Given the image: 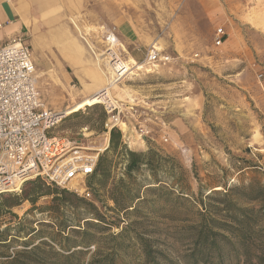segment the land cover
Masks as SVG:
<instances>
[{
	"label": "rangeland",
	"instance_id": "374dc122",
	"mask_svg": "<svg viewBox=\"0 0 264 264\" xmlns=\"http://www.w3.org/2000/svg\"><path fill=\"white\" fill-rule=\"evenodd\" d=\"M84 2L76 35L83 44L86 68L97 66L106 82L110 74L106 36L110 33L119 36L125 50L138 59L154 44L178 57L149 73L133 69L112 91L124 103L136 100L138 111L147 113L155 130L147 139L139 136L134 120L127 125L128 131L122 125L126 149L155 151L161 167L156 175L145 165L128 174L117 148L108 153L105 178L84 179L90 197L67 190L94 204L105 217L99 228L89 227L93 235L89 245L81 243L89 236L83 240L80 233L61 228L91 217L87 204L71 207L66 203L54 213L55 194L33 204L26 197L44 189L48 184L43 180L26 183L17 194L0 195V264H196L192 237L197 211L223 219L228 197L235 208H254L259 227L264 226V0H232L229 21L221 23L203 18L198 0ZM219 27L226 35L216 45ZM31 48L38 85L51 97L50 106L62 109L63 97L54 80L58 70L42 50ZM122 52L127 60L128 54ZM45 61L47 73L41 75L44 66L39 63ZM72 84L81 86L76 79ZM88 98L71 107L75 110L55 132L102 148L109 136L104 127L107 114L100 102L89 104ZM164 126L168 142L160 137ZM109 142L110 137L108 146ZM115 185L129 189L119 196L132 200L126 213L113 209ZM172 188L178 191L171 193ZM253 189L261 190L262 200L248 199ZM215 191L229 196L213 195ZM80 223L81 230L87 228ZM32 229L39 232L28 235ZM36 245L41 247L33 249Z\"/></svg>",
	"mask_w": 264,
	"mask_h": 264
},
{
	"label": "built area",
	"instance_id": "2783aa9c",
	"mask_svg": "<svg viewBox=\"0 0 264 264\" xmlns=\"http://www.w3.org/2000/svg\"><path fill=\"white\" fill-rule=\"evenodd\" d=\"M224 34L222 27L217 29L216 45H221ZM106 41L110 44L106 49L110 79L106 88L95 94L103 98L98 104L107 114L106 133L110 137L113 128L121 129L135 121L139 136L152 139L155 130L147 113L138 111L136 100L124 103L112 91L133 69L149 73L153 67L173 63L178 57L153 46L142 61L129 64L118 50L115 34H108ZM66 116L42 101L33 52L25 39L16 36L0 46V194L20 191L27 181L41 178L85 198L91 196L84 179L94 173L108 143L102 148L92 147L57 135L55 129ZM168 136L166 127H162L161 139L168 142Z\"/></svg>",
	"mask_w": 264,
	"mask_h": 264
},
{
	"label": "crops",
	"instance_id": "0c3cea01",
	"mask_svg": "<svg viewBox=\"0 0 264 264\" xmlns=\"http://www.w3.org/2000/svg\"><path fill=\"white\" fill-rule=\"evenodd\" d=\"M198 1V11L206 20L214 23L229 21L227 10L232 7L230 4L232 0H224V3L220 0ZM83 4L85 5L84 0H0V46L13 37L22 36L30 47L32 45L43 51L49 63L58 70L59 75L54 80L63 97L60 98V102L63 99V108L56 109L50 106L51 97L38 85L42 101L46 107L54 111L65 113L70 110L67 115L71 114V110H75L71 108L74 104L85 97L95 95L107 85L110 79L109 75L107 82L102 79L97 66L96 69L95 67L86 68L83 44L75 31V27H78L76 21L81 20L82 9H85ZM225 35L226 32L222 38L223 41ZM115 36L118 40V50L121 53L123 50L126 51L128 61L140 62L144 59H138L127 49L125 50L119 36ZM26 37L30 38L29 42ZM154 46L156 47L155 44ZM165 52L168 53V51ZM33 60L37 70L34 55ZM49 63L47 61L39 63L44 66L41 75L47 73ZM74 79L79 81L80 88L72 84ZM98 80L99 84L95 85ZM124 126L127 129V125Z\"/></svg>",
	"mask_w": 264,
	"mask_h": 264
},
{
	"label": "trees",
	"instance_id": "16d2710c",
	"mask_svg": "<svg viewBox=\"0 0 264 264\" xmlns=\"http://www.w3.org/2000/svg\"><path fill=\"white\" fill-rule=\"evenodd\" d=\"M124 144L126 145L125 141L122 140V133L120 129L113 128L110 131L109 146L108 148H106V151L103 154H100L97 167L94 173L90 175L91 179H96L98 177L100 178L101 176H103L104 178L106 177L108 170V153L111 150L117 148H120L121 154L124 155L126 162V171L128 174H133L134 172L139 171L145 165L146 167L151 169L153 175H156L157 170L161 167V163L159 162L158 154L155 151L148 150L147 152H135L127 150ZM174 175H179V173L175 172ZM42 180L43 179L41 178H36L33 180H29L26 183L29 182V184L34 185L39 184V182H46L45 180ZM155 183L158 184L160 183V181ZM47 184L48 185L44 189L39 188L33 195H27L26 199H29L33 204H35L40 197L55 194L57 195V197H54L53 199L56 203V208L53 209L54 213H57L59 208H62V206H64L66 203L71 204V207H77L78 203L87 204L89 207H91V217H85L80 221L86 225V229L81 230L82 226L79 221L77 224H68L62 226L61 228L69 229L70 231L80 233L82 235L83 240L86 236H89V239H85L81 242L83 245H89L93 239V235L92 233H90L89 227L92 226L95 228H99L101 223H105V217L101 214V212L97 209L94 204L87 203L84 199L77 198L72 193L68 192L65 189H60L56 185L49 183ZM114 187L115 188L112 189L111 197V199L115 203V207L113 208L114 211L125 213L130 211V208L133 206L131 204L132 200L127 199V197L126 200H121L119 198L120 195H125L126 193H129V189H127V187L119 189L116 185ZM172 189L175 190H170L172 191L171 193L178 191V189L176 190V188ZM17 192L12 193L17 194ZM179 193L188 194L183 191H179ZM3 194L5 195L6 193ZM214 194L224 195L226 198L229 196L227 192L223 193L215 191L213 195ZM228 198L224 201L225 204L227 203L228 207L227 205H225V213L224 215H222L223 219H217L215 217H212L211 215L207 217L206 212H201L199 210L197 211V213L199 214V219L194 225L195 232L192 237V251L193 253H195V263L264 264V226L259 227V219L255 214V209L235 208L233 207V201ZM248 199L262 200L261 190L253 189L252 194L249 195ZM214 228L227 232L228 236L222 234ZM38 232L39 231L32 229L28 235L36 234ZM40 247L41 245H36L33 247V249H37ZM91 264L96 263L92 262Z\"/></svg>",
	"mask_w": 264,
	"mask_h": 264
},
{
	"label": "bare ground",
	"instance_id": "6f19581e",
	"mask_svg": "<svg viewBox=\"0 0 264 264\" xmlns=\"http://www.w3.org/2000/svg\"><path fill=\"white\" fill-rule=\"evenodd\" d=\"M160 48V47H159ZM130 60V59H129ZM131 63H133L134 64V62L133 61H130V63L129 64H131ZM128 64V65H129ZM107 65V64H106ZM108 75H109V73H108ZM109 79V78H108ZM106 87H103L102 89H105ZM102 89H100L99 91H97V93L98 92H100ZM103 100V98L100 96V94L99 95H93V96H91L90 98H88L86 101L89 103V104H91V103H95L96 101H98V102H101ZM72 111V110H71ZM70 112V110H68L67 112H65L66 113V115L68 114ZM70 115V114H69ZM106 140V139H105ZM107 143H108V140H107Z\"/></svg>",
	"mask_w": 264,
	"mask_h": 264
}]
</instances>
